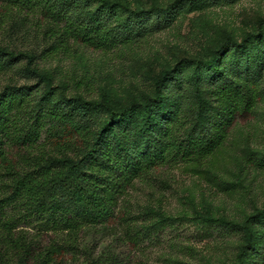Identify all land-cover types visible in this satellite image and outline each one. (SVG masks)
Instances as JSON below:
<instances>
[{
	"label": "trees",
	"instance_id": "1",
	"mask_svg": "<svg viewBox=\"0 0 264 264\" xmlns=\"http://www.w3.org/2000/svg\"><path fill=\"white\" fill-rule=\"evenodd\" d=\"M241 1L172 0L143 8L128 0H0L1 32L17 41L35 28L40 40L31 49L0 45V76L9 75L0 88V264H60L79 233L108 224L120 203L131 238L159 233L169 218L138 224L126 208L135 183L177 166L212 180L237 120L264 100V28L239 40L223 35L200 57L162 69L147 94L126 101L56 96L50 74L35 62L79 48L133 50L186 12ZM13 74L34 84L19 85ZM241 163L264 171V153L244 151ZM232 226L240 242L231 264H264V206ZM25 229L70 245L40 246Z\"/></svg>",
	"mask_w": 264,
	"mask_h": 264
},
{
	"label": "rangeland",
	"instance_id": "2",
	"mask_svg": "<svg viewBox=\"0 0 264 264\" xmlns=\"http://www.w3.org/2000/svg\"><path fill=\"white\" fill-rule=\"evenodd\" d=\"M128 1L134 7L146 8L172 0ZM31 27L26 23L27 29ZM258 28H264V0H242L232 7L186 12L181 22L133 50L102 53L79 48L75 54L35 65L50 74L56 96L80 95L92 100L105 96L126 101L147 94L162 69L181 59L200 57L223 35L239 40ZM35 31L33 28L23 40L15 41L0 30V45L17 50L35 48L40 42L34 39ZM38 48L40 51L41 46ZM8 77L0 76V88ZM13 77L19 85L34 84L20 74ZM247 150L264 153V100L254 113L237 120L212 180L194 176L180 166L161 167L148 182L137 181L128 192L126 208L137 215L138 224H153L164 216L170 224L163 230L131 238L121 221L125 205L120 203L108 224L79 233L73 245L66 247L60 264H88L99 258H107L110 264L233 263L240 235L232 225L264 206V171L243 166L241 157ZM207 223L210 227L205 232ZM25 230L37 236L40 246L58 240L51 233ZM65 240L57 242L67 244Z\"/></svg>",
	"mask_w": 264,
	"mask_h": 264
}]
</instances>
